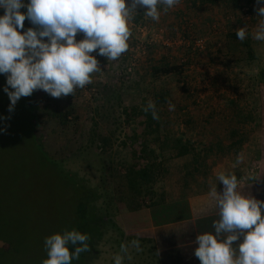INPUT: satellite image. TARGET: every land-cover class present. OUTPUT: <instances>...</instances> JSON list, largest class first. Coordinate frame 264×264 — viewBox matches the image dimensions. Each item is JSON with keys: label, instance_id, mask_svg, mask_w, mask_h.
Here are the masks:
<instances>
[{"label": "rangeland", "instance_id": "rangeland-1", "mask_svg": "<svg viewBox=\"0 0 264 264\" xmlns=\"http://www.w3.org/2000/svg\"><path fill=\"white\" fill-rule=\"evenodd\" d=\"M255 9L256 0H181L154 22L144 18L146 9L138 8L130 24L129 49L118 61L97 55L98 49L92 53L101 71L93 74L91 84L61 98L35 90L21 97L11 113L4 91L7 77L0 74V264H42L45 238L77 230L76 215L83 213V204L86 218L96 217L97 228L87 234L91 251L72 264H115L117 255L122 264H132L133 255L131 260L124 257L120 245L131 241L130 226L148 208L134 210L141 202L130 203L142 198L125 178L133 153L151 148L144 152L148 160L139 158V163L160 161L158 168H169L149 185L155 191L179 189V162L173 163L177 151L165 147V159L161 144L182 140L196 146L213 139L212 124L223 125V117L214 120L209 114L214 105L222 108L210 93L217 85L224 87L211 78L222 72L228 76L227 65L247 53L242 42L255 44L251 28L261 19ZM4 11L0 8V16ZM244 22L249 34L240 41L236 30ZM29 27L34 25L26 18L21 31ZM83 38L77 35V41ZM231 39L241 43L234 45ZM165 65L182 71L155 72ZM149 100L156 104L158 121L143 111ZM169 101L174 110H169Z\"/></svg>", "mask_w": 264, "mask_h": 264}, {"label": "clouds", "instance_id": "clouds-1", "mask_svg": "<svg viewBox=\"0 0 264 264\" xmlns=\"http://www.w3.org/2000/svg\"><path fill=\"white\" fill-rule=\"evenodd\" d=\"M181 0H0L4 15L0 16V74L7 77L4 91L10 99L8 111H14L21 97L35 90H43L53 98L75 94L93 81V74L101 71L99 61L92 55L118 61L129 49L130 28L144 8L145 19L159 22L162 12L180 5ZM26 8V12L21 9ZM260 17L252 33L256 41L264 42V0H256ZM26 18L34 27L26 31ZM84 38L77 41V35ZM247 27L236 30L240 41L247 38ZM43 38H48L47 42ZM11 89V90H10ZM169 110H174L171 101ZM159 120L155 102L143 107ZM6 130V129H5ZM243 161L237 156L236 165ZM223 192L217 185L210 186L209 195L215 199L219 218L212 223L214 231L196 236L195 256L201 264H264V201L239 191L235 174L220 172ZM249 179L256 177L249 176ZM242 237V240H241ZM90 236L78 230H65L45 238L47 258L42 264H72L82 253L90 252ZM234 244V242H238ZM131 247L142 251L140 241L132 240ZM71 246V247H70ZM74 249V250H73ZM129 243L120 245V252L131 260ZM117 255L115 264H122Z\"/></svg>", "mask_w": 264, "mask_h": 264}, {"label": "crops", "instance_id": "crops-1", "mask_svg": "<svg viewBox=\"0 0 264 264\" xmlns=\"http://www.w3.org/2000/svg\"><path fill=\"white\" fill-rule=\"evenodd\" d=\"M244 25L248 32L249 25ZM231 41L235 45L239 40ZM242 44L247 53L227 65L228 76L222 72L211 78L224 87L217 85L215 93H210L209 98L215 104L220 101L222 108L214 105L209 114L213 119L221 116L225 122L221 127L210 126L213 139L193 145L195 154L175 156L173 163L179 162L176 176H181V186L158 192V203L141 211L144 216L130 226L131 241L139 240L142 248L140 252L128 249L134 257L132 264H201L194 254L198 247L194 241L198 234L214 231L212 223L219 218L209 191L215 184L222 194L223 184L216 179L220 172L235 174L242 194L264 201V42L246 40ZM241 153L243 161L236 165Z\"/></svg>", "mask_w": 264, "mask_h": 264}, {"label": "trees", "instance_id": "trees-1", "mask_svg": "<svg viewBox=\"0 0 264 264\" xmlns=\"http://www.w3.org/2000/svg\"><path fill=\"white\" fill-rule=\"evenodd\" d=\"M210 2H214L215 0H209ZM251 2H253V0H251ZM155 72L156 73H159L161 75H164V74H169V73H172V72H181V67L180 66H163V67H155ZM261 77H264V74L261 73ZM160 98V97H159ZM27 108H28V111H31V107L28 105V102H27ZM35 118V115L32 114ZM31 122L33 121L30 120ZM157 133H158V130H157ZM157 140H160V139H157ZM163 140H164V137H163ZM162 140V141H163ZM168 141V140H167ZM167 141H163L165 143V145L161 144V153L162 155L164 156L165 159H167V155L165 154V147H168V148H175L176 151H177V154L178 156H183V155H188L189 153H196V149L195 147L193 146V144H191L190 141L188 142H183L182 140H173L172 142L170 141L167 142ZM150 149L151 148H143V149H137L138 151L136 153H133V160L131 162V165L130 167L128 168L127 172H126V175H125V178H126V181H127V184L128 186H130L129 188L135 192V195L136 196H141L138 201H132L130 202L132 206H135L138 202H141V203H138L137 206L133 207L134 210L135 209H140L142 208L143 206H153V205H156L158 202L157 200H155V198H157V195H158V192L155 191V189L149 185H152L155 181H158V179H160L161 176H164L165 174H168L169 173V168L163 166L161 168H158L160 165H161V162L159 161V163L156 161H147V162H140L139 163V158H145L147 159V155L144 154L147 153L149 154L150 153ZM152 152H154L155 150H151ZM155 154H156V151H155ZM201 153H199L198 155H200ZM163 158V159H164ZM164 159V160H165ZM148 160V159H147ZM145 192V193H143ZM163 194V193H161ZM144 195L148 196V200L149 201H146V198L144 200ZM137 202V203H136ZM144 202V203H143ZM85 205L83 204L82 205V210H83V213L78 211V215L77 216V230L80 231L81 233H84V234H88V232H91V229H96L97 228V221H96V217L93 216L91 218H86V211L84 210L85 209ZM81 213L83 215H81ZM87 213H90V211L88 210ZM102 222L104 221L103 218L100 219ZM71 247V246H70Z\"/></svg>", "mask_w": 264, "mask_h": 264}]
</instances>
